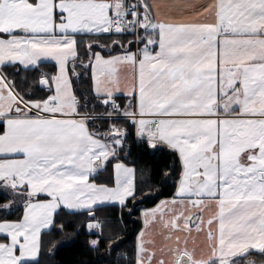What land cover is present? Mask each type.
<instances>
[{
    "label": "snow or ice",
    "instance_id": "6c2138e0",
    "mask_svg": "<svg viewBox=\"0 0 264 264\" xmlns=\"http://www.w3.org/2000/svg\"><path fill=\"white\" fill-rule=\"evenodd\" d=\"M166 7L180 18L149 0H0V264H39L61 207L92 217L95 205L137 200L120 161L129 128L180 163L173 199L142 213L154 231L140 233L135 264L264 256V0ZM46 61L54 73L37 72ZM77 61L91 68L92 99L75 93ZM108 164L111 180L94 182ZM193 230L203 245L189 246Z\"/></svg>",
    "mask_w": 264,
    "mask_h": 264
},
{
    "label": "trees",
    "instance_id": "16d2710c",
    "mask_svg": "<svg viewBox=\"0 0 264 264\" xmlns=\"http://www.w3.org/2000/svg\"><path fill=\"white\" fill-rule=\"evenodd\" d=\"M78 39L81 59L87 64L85 52L89 41L86 37ZM124 39L127 43L131 37ZM101 42L110 44V40ZM96 50L107 55L106 50L98 47ZM117 52H121L119 46L113 53ZM40 68L49 73L54 70L51 65H42ZM76 71L79 73V78L72 77L75 93L79 97L92 99L90 68H83L77 61ZM36 74L29 72L27 75L31 78ZM24 75L21 72L20 76ZM17 80L19 82V77ZM91 107L92 105H89V110ZM93 127H101V125L97 123ZM120 161L134 169L137 200L134 203L130 200L128 207L123 209L116 205L94 208L92 217H89L87 211L68 212L61 207L54 216L56 227L42 234L39 264H135V238L141 227L139 213L142 209L153 206L160 199L172 195L178 180L180 164L177 155L165 146L157 145L156 148H150L146 142L138 140L133 128H129L128 141L125 151L120 153ZM111 174L112 164H108L107 171L97 176L94 182L108 183ZM4 202L3 195H0V204ZM13 207L14 210L8 216L9 220H15L17 216L22 215V202L18 200ZM3 215L4 213L0 211V216ZM89 221L99 222L102 225V231L99 230L98 235L86 232V223ZM61 224L64 225L62 231L59 228ZM92 240L99 241L96 247L91 245ZM247 255L251 254L236 259L243 260ZM251 256L257 259L256 262L264 263V256L254 254ZM240 264H244V261Z\"/></svg>",
    "mask_w": 264,
    "mask_h": 264
},
{
    "label": "crops",
    "instance_id": "0c3cea01",
    "mask_svg": "<svg viewBox=\"0 0 264 264\" xmlns=\"http://www.w3.org/2000/svg\"><path fill=\"white\" fill-rule=\"evenodd\" d=\"M207 2H209V0H149V3H158V4H160L161 5V8H160V12L163 14V15H165V16H171V17H173V18H176V19H179L180 18V12L179 11H177V10H175V9H172V10H169V8L168 7H166L167 5H178V4H182V3H195V4H199V3H207ZM143 35V34H142ZM132 39V38H131ZM140 47H143V46H140ZM133 48H134V46L132 45V50H133ZM116 54H120V53H113V55H116ZM42 65H51V66H53V72L52 73H54V71H55V66H54V62H51V61H46V62H43V64ZM38 72H47L46 70H43V69H41V68H39L38 70H37ZM47 73H49V72H47ZM52 73H49V74H52ZM90 78H91V90H92V94H93V88H94V84H93V80H92V72H91V68H90ZM134 133H135V129H134ZM144 142H146V141H144ZM147 143V142H146ZM149 146V145H148ZM151 148V147H150ZM167 148V147H166ZM180 164V163H179ZM126 165V164H125ZM126 166H128V167H130V168H133L132 166H129V165H126ZM134 177H135V172H134ZM133 177V178H134ZM178 178H179V176H178ZM178 181V180H177ZM176 185H177V182H176V184H175V187H174V190H173V193H172V195L171 196H169V197H166V198H162V199H160L156 204H154L153 206H151V207H149V208H144V209H142L141 211H140V213H139V219H140V222H141V227H140V230L138 231V233H137V235H136V238H135V256H134V258H136V245H137V240H138V237L140 236V233L142 232V231H144V232H146V233H150L151 231H154V229L153 230H149V229H146L145 228V225H144V218H143V215H142V213L143 212H145V211H148V210H151V209H154V208H156L158 205H161V203L162 202H164V201H170V200H172L173 199V197H174V194H175V191H176ZM1 191V190H0ZM106 205H116V206H119L118 204H110V203H106V204H101V205H95L94 206V208H97V207H101V206H106ZM179 207V206H178ZM66 211H68V212H82V211H87V210H75V209H65ZM205 215H207V213H205ZM89 222H93V223H95V221H89ZM89 222H87L86 223V227H85V229H86V232L88 233V234H91V235H98V233H99V230L98 229H92V230H89L88 228H87V224L89 223ZM157 228L159 227V226H156ZM47 231V230H46ZM45 231V232H46ZM144 239H155V241H156V245H157V248L159 247V246H161L163 243H164V241H163V238L162 237H160L159 235H155V236H153V235H151V234H148V235H146L145 237H144ZM192 240H195V243L197 244V245H203V243H204V240H205V237L203 236V235H200V236H198L197 234H196V232H195V230H193V232H192V235H191V237H190V241H189V246L191 247L192 246ZM247 254H251V255H260V254H258L257 252H255V250H252V251H250L249 253H247ZM246 255V254H245ZM244 256V255H243ZM240 257H242V256H240ZM238 258V257H237ZM236 259V258H235ZM244 264H246V263H244Z\"/></svg>",
    "mask_w": 264,
    "mask_h": 264
},
{
    "label": "rangeland",
    "instance_id": "374dc122",
    "mask_svg": "<svg viewBox=\"0 0 264 264\" xmlns=\"http://www.w3.org/2000/svg\"><path fill=\"white\" fill-rule=\"evenodd\" d=\"M242 259V258H241ZM250 259H252V260H250ZM238 260V264H240V262H243L244 261V263L246 262V261H248V262H246V264H249V262H252V264H264V263H259V262H256L255 260H257V259H255L254 258V256H251V255H247L243 260H240V259H237Z\"/></svg>",
    "mask_w": 264,
    "mask_h": 264
},
{
    "label": "built area",
    "instance_id": "2783aa9c",
    "mask_svg": "<svg viewBox=\"0 0 264 264\" xmlns=\"http://www.w3.org/2000/svg\"><path fill=\"white\" fill-rule=\"evenodd\" d=\"M143 34V31L141 30V35ZM132 38V37H131ZM134 48H133V51L136 50V46L133 44ZM140 46H143V45H140Z\"/></svg>",
    "mask_w": 264,
    "mask_h": 264
}]
</instances>
